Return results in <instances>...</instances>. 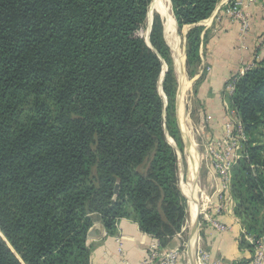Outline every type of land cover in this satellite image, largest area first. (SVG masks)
Here are the masks:
<instances>
[{"label":"trees","instance_id":"obj_1","mask_svg":"<svg viewBox=\"0 0 264 264\" xmlns=\"http://www.w3.org/2000/svg\"><path fill=\"white\" fill-rule=\"evenodd\" d=\"M152 1L0 0V264H92L97 221L112 234L135 218L161 247L182 230L187 204L158 90L163 62L138 34ZM220 2L171 0L179 29L192 26L191 77L207 36L200 22ZM163 21L156 12L151 42L170 64L164 87L175 95ZM230 103L247 135L235 212L247 235L264 240V60L237 78Z\"/></svg>","mask_w":264,"mask_h":264},{"label":"crops","instance_id":"obj_2","mask_svg":"<svg viewBox=\"0 0 264 264\" xmlns=\"http://www.w3.org/2000/svg\"><path fill=\"white\" fill-rule=\"evenodd\" d=\"M218 5L209 18L200 22L207 31V38L201 44L202 62L198 72L193 77L189 76V86L193 85L195 78H200L195 98L201 100L206 110L205 114L207 117L211 116L213 119L211 122L216 125L223 124L227 118L224 106L227 100L224 92L230 79L243 67L264 60V42L261 38L264 33V0H256L250 8L251 28L245 35L241 23L227 16L223 10L218 11ZM191 27L188 25L187 31ZM200 172L204 183L199 181L197 175L195 184L199 186L198 194H201V199L204 192L210 197L206 208L200 211L198 234L195 238L198 264H247L253 250L242 245L241 240L243 238L249 242L251 240L247 238L240 217L235 212L231 186L228 192L227 190L223 192L224 199L221 201L217 196V190H221V179L218 174L208 167H203ZM187 182L188 190L189 175ZM191 202L189 201L190 212L193 209L198 210V195L195 208L190 206ZM99 224L104 226L101 221H97L93 226ZM217 224L224 225L225 229L219 228ZM108 233L104 226L103 234L102 230L97 228L95 236H88L92 246V264H141L149 256L151 244L156 241L155 237L140 229L135 218H121L117 222L115 232ZM180 247L181 239L177 234L169 246L162 247V251ZM181 262L190 264V259L183 254ZM151 264H158V261Z\"/></svg>","mask_w":264,"mask_h":264},{"label":"rangeland","instance_id":"obj_3","mask_svg":"<svg viewBox=\"0 0 264 264\" xmlns=\"http://www.w3.org/2000/svg\"><path fill=\"white\" fill-rule=\"evenodd\" d=\"M153 1L151 2V4L153 3V5L150 4L149 6L145 23L143 27L138 31V34L155 50V52L158 53V55L161 57V60L163 62V68L158 78L159 79L158 80V90L164 101L163 129L165 133V141L167 142L168 145H170L171 149L175 151L176 175H177L178 182H179L180 193L182 197L186 199V204H187L186 212L188 215L187 221L185 222V224L182 227V230L178 234L181 239L180 249L183 252H185L187 257L190 259V254H189V249H188L189 231L191 228L190 227L191 212L189 208V201H191L190 188H188L189 195L186 192L187 185H188V182H187L188 175L190 177L189 172L187 173V166H189V169H190V162L188 160V154L190 152V143L191 144L193 143L194 146L197 148V156L195 159L196 178H197V175H199L198 177L199 181L201 183H204V178L200 170L203 167H208L214 170L212 167L214 156H211L210 152L212 151L214 153L215 149L211 150V147L212 146L213 148L220 147L218 144L220 143L221 140H223L226 134V130H227V126L229 122L232 120L234 121V119L236 122V118L238 115L236 116V113H235V115L232 116V114L230 113V111H232L235 108L231 106L230 93L229 91H227V89L224 92L225 100H227L228 102L227 104L225 102V105H224L227 118L224 119L223 124L216 125L215 123L211 122L213 120L212 117L211 116L207 117V114H205L206 110L201 100H199L198 98H195V96L197 95L196 89L198 87V82L200 78L199 77L195 78L193 85L189 86L190 78H189L188 71H187V33H188L187 26H185L183 29L178 30L179 26L177 28L178 22L177 20H175L176 19L175 16H174V22H175V36L174 37L176 38V41L184 56L183 62H184V68H185V81L186 82L183 87L185 88V90L183 92L184 96L181 99L180 92H181L182 86H181L180 79H179L180 75H178L179 73L177 71V66L175 65V58H174L175 54L173 52L171 45L169 44L171 51H172V56H173V61H174V71L177 75L178 84L176 86L177 88L175 91V95L172 92V88L170 87L168 89V92L165 91L164 82L166 80V74L168 73V71H170V64H168L167 60L165 61V59L162 58L161 54L158 52L156 47L151 42V32H152V26L154 22V15L156 11L158 10L159 12H161L163 15V18H165V15L163 14V10H162L159 0H155L154 2ZM163 20L165 21V19ZM164 29H165V22H164ZM169 31L171 34L174 33L171 28L169 29ZM205 38H207V36L202 37V42L203 40H205ZM180 99L182 100V103ZM235 110L233 111L235 112ZM181 112L184 113L183 115H185V119H186L185 124L187 125L185 126L187 127L186 130L188 132L190 131L189 135H187L185 130L183 129L182 120H181ZM151 160H152V157L151 155H149V157L147 158V167L144 169H147L149 167V162ZM236 164L237 163H233V167L231 169L230 186H232L233 184V176H235L234 168ZM214 172L216 171L214 170ZM189 184L192 185L191 179H190ZM198 192H199V186L197 184L196 193L199 198V202H198L199 206H198L197 213L200 214L199 210H200V204L202 203V199L200 198L201 194L199 195ZM207 196L208 194H205L204 192L203 198L205 199ZM234 204H235V200H234ZM234 209H235V206H234ZM240 221L242 222L241 218H240Z\"/></svg>","mask_w":264,"mask_h":264},{"label":"built area","instance_id":"obj_4","mask_svg":"<svg viewBox=\"0 0 264 264\" xmlns=\"http://www.w3.org/2000/svg\"><path fill=\"white\" fill-rule=\"evenodd\" d=\"M255 3L256 0H222L218 6V11L223 10L227 16L240 22L242 32L245 35L251 28L252 14L250 8ZM261 38L263 41L264 33L262 34ZM252 66L243 67L238 74L234 75V77L230 79L226 87L229 93H233L237 78L240 75H243L245 71ZM233 110L230 111V113L232 116H234L236 113L237 116L236 110L235 112ZM246 138L247 135L243 128L242 122L237 116L236 122L235 119L234 121L232 120L229 122L226 134L223 140H221L218 144L220 147H211V150L215 149L214 153L212 151L210 152L211 156H214L212 167L221 179V190H217L218 195L216 194L221 201L224 199L223 192L225 190L228 192L230 189L231 169L233 167V163H237L238 160L243 156L241 150L243 151L244 141ZM217 226L221 229H225V226L222 224H217ZM246 236L254 244L252 257L247 262V264H264V240H255V238L250 235ZM150 248L149 256L144 261H142L141 264H151L156 261H158V264H182L181 257L183 254H185V252H183L180 248L162 251V247L158 239H156V241L151 244Z\"/></svg>","mask_w":264,"mask_h":264},{"label":"bare ground","instance_id":"obj_5","mask_svg":"<svg viewBox=\"0 0 264 264\" xmlns=\"http://www.w3.org/2000/svg\"><path fill=\"white\" fill-rule=\"evenodd\" d=\"M171 0H159L160 4H161V7H162V10H163V14L165 15V32H166V40L168 42V44L171 45L172 49H173V52L175 54V65L177 66V71H178V75H180V83H181V86L183 87L184 84H185V68H184V56H183V53L181 52L180 50V47L176 41V38L174 37L175 36V22H174V15H173V12H172V4L170 3ZM176 20V19H175ZM172 29L174 33H170L169 29ZM181 87V88H182ZM184 87L182 88L181 92H180V97L181 99L183 98V92H184ZM180 99V100H181ZM181 103H182V100H181ZM184 113L181 112V120H182V125H183V129L185 130L186 134L189 135V132L186 130V124H185V115H183ZM186 125V126H185ZM185 134V133H184ZM185 135V136H187ZM190 137V136H189ZM188 137V138H189ZM191 139V138H190ZM191 142V141H190ZM194 142V141H193ZM197 146V145H196ZM196 156H197V148L194 146V144L190 143V152L188 154V160L190 162V169H189V174H190V179H191V182H192V185L189 184V188H190V193H191V201H194V202H191L190 203V206L195 208L196 204H197V185L195 184V181H196V169H195V159H196ZM195 184V185H194ZM187 193H188V190H187ZM189 195V193H188ZM209 195L204 199H202V203L200 204V210H199V213L200 211H203L206 206L208 205V200H209ZM192 208V209H193ZM197 209H193L192 212H191V222L195 220L196 216H197ZM191 226V225H190ZM194 242V240H193Z\"/></svg>","mask_w":264,"mask_h":264},{"label":"water","instance_id":"obj_6","mask_svg":"<svg viewBox=\"0 0 264 264\" xmlns=\"http://www.w3.org/2000/svg\"><path fill=\"white\" fill-rule=\"evenodd\" d=\"M155 1V0H154ZM153 1V2H154ZM171 3V1H170ZM172 4V3H171ZM153 5V3L151 4ZM157 13H159L161 15V17L163 18V15L161 12H159L158 10L156 11ZM164 19V18H163ZM178 28V25H177ZM179 30V29H178ZM164 36L166 37L165 34V29H164ZM199 222H200V214H197L194 222L191 225L190 228V233H189V241H188V249H189V254H190V264H198V258H197V252H196V244H195V238L198 234V227H199ZM97 228H100L102 230V234H103V230H104V226H102L101 224L99 225H95L93 226L89 232H88V236L92 237L95 236V231ZM1 232V231H0ZM99 237V236H98ZM194 240V242H193Z\"/></svg>","mask_w":264,"mask_h":264}]
</instances>
